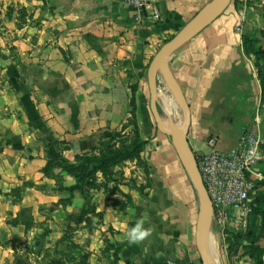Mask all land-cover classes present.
Segmentation results:
<instances>
[{"label": "crops", "instance_id": "0c3cea01", "mask_svg": "<svg viewBox=\"0 0 264 264\" xmlns=\"http://www.w3.org/2000/svg\"><path fill=\"white\" fill-rule=\"evenodd\" d=\"M245 1L232 0L168 62L189 108L194 156L208 154L212 138L217 151L230 152L245 132L264 144V89L235 31ZM209 2L163 0L155 25L141 28L135 24L149 22V10L137 13L120 0H0V264H50L45 245L64 221L82 246L66 264H199V205L183 170L162 162L149 194L130 193L132 206L119 208L107 202L100 180L68 201L63 189L76 180L63 167H76V156L108 139L129 101L119 71L109 72V36L118 50L130 27L139 35L181 29ZM156 139L161 157L171 159L168 139ZM48 145L58 158L45 176ZM82 208L89 213L77 223L72 217ZM141 217L151 235L130 245L126 232ZM55 247L60 253L61 244Z\"/></svg>", "mask_w": 264, "mask_h": 264}, {"label": "rangeland", "instance_id": "374dc122", "mask_svg": "<svg viewBox=\"0 0 264 264\" xmlns=\"http://www.w3.org/2000/svg\"><path fill=\"white\" fill-rule=\"evenodd\" d=\"M209 1L207 0V2ZM239 9L241 11V35L247 37L248 41L252 43L253 50L248 48L247 56L250 58L264 88V0H246L241 3ZM135 18L136 16L134 20ZM28 20L31 22L30 17ZM138 20L135 27L138 25L141 28H152L158 18H152L149 22L146 21V24L141 23L140 19ZM129 29H132V32L129 34L126 32L124 43L118 47V50L116 47H113L115 49L112 50L111 40H114L115 36H109V44L104 46L109 51L108 57H112L111 60L113 61L108 64L109 72L115 74L119 71L122 81L129 89V101L126 108L118 112V117L113 118L116 126L110 131L109 138L98 142L97 146L92 148V152L90 150L86 153L98 155L108 146L121 153L123 148L131 147L136 139L146 141V144L135 152L126 156L121 155L112 166V175L103 177L98 174L99 176L96 175L95 177V181L100 180L106 191L107 202L112 203V205L118 204L119 208H122V205L125 208L132 206L130 193L138 198L146 197L149 194L156 181V176L160 177V175H157L156 170L162 162H164V165L175 167L178 171L183 170L173 147L172 149L166 147L171 151L169 155L171 159L161 157V155L165 156L163 153L164 145H161L156 137H163V135L157 131L149 111V93L146 81L147 67L152 58L180 29H168L157 33L146 30V34L142 35H139L134 27ZM253 51L259 53L256 55ZM157 86L158 94L159 92L170 94L160 77ZM175 107L177 108L174 109L175 117L170 119L167 117L165 106L162 105L159 98L157 99V109L164 122L171 126L183 127V115L177 104ZM179 118L181 119V125H179ZM168 141L170 143L169 139ZM261 146L262 148L258 154V169L264 177V144ZM115 198L123 199V201L117 203L114 200ZM251 198L253 200V210L246 228L241 229L239 227L235 230L227 224L222 227L216 222H211L210 229H212L211 231L218 244L217 264H264V180L256 182V191ZM77 216L73 217L76 218ZM54 231L58 236L49 240L45 245L47 248L44 249V258L50 257L53 258L52 260L64 261L65 264L70 263L71 256L82 251V246H79L78 239L74 240L73 230L69 228L65 221L54 228ZM58 243L61 244L60 253L55 250ZM62 247L64 248L62 249Z\"/></svg>", "mask_w": 264, "mask_h": 264}, {"label": "water", "instance_id": "95a60500", "mask_svg": "<svg viewBox=\"0 0 264 264\" xmlns=\"http://www.w3.org/2000/svg\"><path fill=\"white\" fill-rule=\"evenodd\" d=\"M232 0H212L200 9L168 42L155 54L146 71V81L149 93V111L157 131L170 140L176 157L185 172L198 199V215L195 225V249L200 264H215L207 248V234L212 220V205L207 196L197 169L195 157L187 141V128L190 112L178 84L169 69V59L172 54L185 43L200 34L216 21L231 5ZM173 96L183 115V127L166 124L157 109L158 78Z\"/></svg>", "mask_w": 264, "mask_h": 264}, {"label": "built area", "instance_id": "2783aa9c", "mask_svg": "<svg viewBox=\"0 0 264 264\" xmlns=\"http://www.w3.org/2000/svg\"><path fill=\"white\" fill-rule=\"evenodd\" d=\"M137 13L149 10L153 19L158 18V5L163 0H120ZM139 17V16H138ZM236 32L241 34L240 26ZM263 144L259 135L245 132L236 148L227 153L215 149V139L206 145L210 152L195 157L198 172L212 205V220L222 227L246 228L253 210L252 196L256 182L264 180L258 169V154ZM165 264H177L166 261Z\"/></svg>", "mask_w": 264, "mask_h": 264}, {"label": "trees", "instance_id": "16d2710c", "mask_svg": "<svg viewBox=\"0 0 264 264\" xmlns=\"http://www.w3.org/2000/svg\"><path fill=\"white\" fill-rule=\"evenodd\" d=\"M235 0H233L234 2ZM244 53L248 55V48L252 49L251 41H248L247 37H242ZM254 54H258V51H253ZM264 62V58H263ZM264 89V88H263ZM146 144V141L142 139H136L131 147L123 148V151L120 153L119 151H114L110 146L106 147L103 152H100L98 155H89L83 154L81 156H76V160L78 161V165L74 168L63 167V170L68 174L75 178L76 184L72 187L63 189L66 193H68L69 198L71 199L72 194L74 192H79L83 195L86 191L97 189L95 177L97 174L102 175L103 177H108L112 175L111 169L116 160L122 156H126L129 153L135 152L142 146ZM50 161L47 162L46 166L43 168L42 173L45 176H48L51 170V164L58 158L57 153H55L54 149L48 145ZM262 146H260V149ZM92 152V150H91ZM89 213L88 209L82 208L78 213L76 218L73 217V220L77 223L83 220V217ZM50 264H65L64 261L61 260H51Z\"/></svg>", "mask_w": 264, "mask_h": 264}, {"label": "bare ground", "instance_id": "6f19581e", "mask_svg": "<svg viewBox=\"0 0 264 264\" xmlns=\"http://www.w3.org/2000/svg\"><path fill=\"white\" fill-rule=\"evenodd\" d=\"M157 94H158V92H157ZM158 98L160 99L162 105H164L165 109L167 110V117H169L170 119H173L175 117L174 109L176 108L175 107L176 104H175L173 96L171 94L167 95L166 92H159ZM179 123H180L179 125L182 124L180 118H179ZM211 230L212 229H210V228L208 229L207 248H208V252L210 253V255L213 258L214 263L217 264V262H218V244H217L216 237L214 236V234L212 233Z\"/></svg>", "mask_w": 264, "mask_h": 264}, {"label": "clouds", "instance_id": "9594fccd", "mask_svg": "<svg viewBox=\"0 0 264 264\" xmlns=\"http://www.w3.org/2000/svg\"><path fill=\"white\" fill-rule=\"evenodd\" d=\"M144 218L141 217L137 219L135 224L128 228L126 232L127 242L131 244H140L142 243L146 238H148L151 235V230L144 227ZM147 251V249H145Z\"/></svg>", "mask_w": 264, "mask_h": 264}]
</instances>
